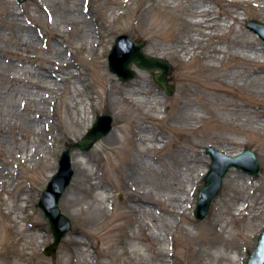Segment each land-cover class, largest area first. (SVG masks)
<instances>
[{
  "label": "rangeland",
  "instance_id": "374dc122",
  "mask_svg": "<svg viewBox=\"0 0 264 264\" xmlns=\"http://www.w3.org/2000/svg\"><path fill=\"white\" fill-rule=\"evenodd\" d=\"M6 1L5 7L21 10L29 6L33 10L30 17L20 16L21 25L32 22L42 43L38 50L18 47L13 17L2 16L0 46L29 60L56 58L59 46L72 69L78 66L84 86L77 85L80 93L74 107L67 90L75 94L62 84L39 102L32 96L34 90L24 84L0 79V264H161L165 253V264H228V259L216 263L190 257L182 239L188 225L200 230L215 223L231 240L235 264H245L264 228V133L253 131L255 128L239 133L237 129L255 126L250 106L264 107V95L261 86L247 83L248 60L235 53L221 54L218 48L230 43L264 48V41L245 26L250 20L264 23V0H80L88 17L87 23L80 24L63 13L73 7L67 0H39L40 10H35L31 0ZM194 5L210 8V12L198 13ZM3 10L0 7V13ZM209 19L217 24L210 25ZM84 29L92 31L95 41L89 50L80 37ZM122 34L143 41L146 54L170 64L166 82L173 89L171 95L154 81L156 71L133 66L136 75L127 82L109 72L107 56L115 38ZM19 60L16 57L19 75L35 68ZM97 68L108 78L99 76ZM137 83L147 94L141 95L144 103L137 100ZM209 84L218 85L223 93L212 109L205 102L213 100L203 94V87ZM228 104L240 110L226 120L219 112ZM126 106L134 110L129 118L133 121V145L116 150L108 141L126 123L121 111ZM181 107L188 118L197 115L195 123H180L177 115L182 113ZM42 114L50 126L48 132L36 134L33 126L24 127L29 118ZM66 115L75 123L82 121L75 134L68 133ZM101 115L112 117V129L89 152H71L74 177L59 206L72 228L56 255L46 257L43 250L53 238L37 206L40 194L57 170L62 151L80 140ZM222 120L232 129L221 126ZM144 125L159 139L149 154L144 152L145 140L139 132ZM34 145L37 150L33 153ZM208 146L229 156L244 150L256 155L258 174L231 168L247 181L251 177L250 185L234 184L247 201L242 214L235 215L233 205H224L236 193L227 185L230 169L205 219L194 217L210 164L204 151ZM77 157L82 159L83 169L75 162ZM149 157L151 168L144 163ZM69 195L76 200L72 205L65 202ZM177 203L183 205L182 213L176 212ZM19 205L22 210L14 215ZM153 231L161 237H150Z\"/></svg>",
  "mask_w": 264,
  "mask_h": 264
},
{
  "label": "bare ground",
  "instance_id": "6f19581e",
  "mask_svg": "<svg viewBox=\"0 0 264 264\" xmlns=\"http://www.w3.org/2000/svg\"><path fill=\"white\" fill-rule=\"evenodd\" d=\"M67 1L73 2V7L72 8L69 7V8L64 9L63 13L68 14L69 16H72V18L71 19L69 18V19L75 24H80V23L86 22L87 18H88L87 13L85 10H83V7L81 6V4L78 3L80 0H67ZM226 1H230V0H226ZM8 2L6 0H0V7L4 8V10L0 13V17H2V16H6L8 18L13 17V19H14L13 22L16 25L15 29H17V31L14 33V37L16 39L17 46L21 47V48H26L28 50H30L31 48H36L38 50L40 43H42V36L39 33L38 34L35 33V31L33 29L35 26L32 22L27 23L24 26V25H21V20H20V16L21 17L22 16L30 17L31 12L33 10H30L29 6H25L24 8H21V10H19L18 8L14 9V8H10V7H5L4 4H7ZM230 3H236V2L232 0V2H230ZM31 4L34 5L35 7H37V8H35V10L36 9L40 10V9H38V7L42 8L39 0H31ZM194 9L198 13L210 12V8H205L203 6L194 5ZM208 21L211 23L210 25H212V26H215L217 24L214 19H209ZM59 31H60V33L64 32V30L61 28L59 29ZM55 37H57V38L59 37L61 39V37L59 35H55ZM80 37L82 39L86 40L87 44L89 45L88 50L93 45L95 46V41L93 40V33H92V31H89V29L88 30H86V29L82 30L80 32ZM56 48L58 49V53L56 54L57 55L56 58H49L46 60H41V59H37L35 57H31V59L29 60V57L26 55H22V54H18V53L8 51V50H6L0 46V79L3 81L9 82V83H17L18 82V83L24 84L28 89L34 90L33 91L34 93L32 96L34 97L35 100H37L39 102H42L45 98H47V95L45 93H49V92L53 93L54 91H58L61 84H62V86L65 89H66V87H68L70 89V91L75 94V96L72 94L70 95L68 90H67V94L71 98V103L75 107V105L77 103L76 94L79 95V93H80V89L77 85L84 86V83L81 79V76L79 75L80 71H79L78 66H75V69H72V65H70V63L68 62L66 55L62 53L64 49L60 48L59 46H57ZM218 51H219V53L227 54L228 56L231 53H235V54L243 56L245 59H247L248 62L250 63V65H249L250 70L248 72V74H250V76L247 80V83L252 81L256 86L257 85L261 86V89H262L261 94L264 95V48L263 47L239 46L237 44L230 43L229 45H225L222 48H218ZM16 57H18L20 59L19 63H22V62L27 63L28 62L30 65H32V66L34 65L35 68L31 72L28 70L27 72H23L21 75H19L17 73L18 66L16 65V62H15ZM20 66L23 67L22 64ZM101 70L102 69L97 68V72H98L99 76L104 77V78H108V76L104 72H102ZM27 73H29V75H26ZM135 87L138 88L136 90V96L138 95L137 100L144 103L146 100L141 95H147V94H145L142 91V86L140 84L137 83L135 85ZM221 90L222 89L220 87H218V85L209 84L208 86L203 87L204 97L205 98L211 97V99L213 100L212 102H209V103L205 102V104L207 106L211 107V109L215 107L214 101L219 100L221 95H223ZM113 98H114V94L113 95L111 94V96H110L111 100L110 101H111L112 106L114 105ZM82 102H83L82 98H80V103H82ZM92 104H94V103H92ZM250 107H251V109H253V114L255 116V119H254L255 126L252 127L250 124H248L247 128L237 129V130L240 133V132L251 131L253 128H255V130H253V131H257V132L259 131V133H261V131H262V133H264V107H262L261 105L259 107H256V106H250ZM239 110H240V107L234 108L233 105L228 104L219 113L223 115V119L228 120L229 119L228 116L233 115L232 113H234V111H239ZM121 111L123 113V118L127 121H126V123H124L120 127V129L115 134L112 135V137L108 141L109 145L116 148V150L121 149L123 146H126V145L127 146L133 145V138H132L133 137L132 136L133 121L129 120V118H131L132 114H134V110L129 109V107L126 106V107L122 108ZM180 111L182 113L178 114L177 117L180 118V123L182 125H186L188 120H191L193 123H195L196 120L198 119L197 115H195V117H193V115H192V116H189V118H188V115L184 114V112H183V107L180 108ZM42 116H44V115L43 114L39 115V116L37 115L36 119L35 118H32V119L29 118L26 121L24 127L33 126L36 134H40L42 131L48 132L50 126H49V124L44 122V119L42 118ZM65 120L70 125V127L68 128L69 134H75L82 127V121H77L75 123V122L71 121L67 115H66ZM220 125L223 127H228V128L232 129V126H230V124L228 122H225L223 120L220 121ZM139 132L143 133L142 138H144V140H145L144 152L148 153V154L151 153L155 149L154 142L159 141V139L155 138L151 134L152 130L147 125H144L141 128H139ZM192 136H194V134H192ZM165 145H166V141H163V147L162 148H164ZM36 150L37 149H36L35 145L32 146V152L34 153ZM32 155L33 154L31 153L30 157ZM234 155H236V153L231 154V156H234ZM151 159L152 158L149 157V158H146L144 160V163L148 168L152 167V164L150 162ZM71 160H72V157H71ZM75 162L79 165L80 168L83 169L82 159L77 157ZM72 167H73V164H72ZM56 172H57V170L53 174H55ZM53 174L50 176L47 184L49 183ZM226 178H227V185L229 187V190L230 191L235 190L236 193L232 199L225 201L224 205H227L228 207H231L233 205L232 213L235 215L242 214V212L247 207V201L242 198V195H243L242 190L239 188L237 189L234 184L236 181H239L240 185L242 187L245 184L250 185L251 184L250 183L251 177H249L248 178L249 181H247L240 176V174L237 172L236 169H231L230 172L227 174ZM72 180H73V178H72ZM47 184L45 185V188L42 190V192L46 189ZM70 185H71V183H70ZM66 190L64 191V193L66 192ZM64 193H63V195H64ZM40 196H41V194H40ZM61 198H60V200H61ZM39 199H40V197H39ZM75 201L76 200L71 195L67 196V198L65 200L66 204H68V205L74 204L73 202H75ZM134 201H136L137 203L139 202L138 199H135ZM59 203H60V201H59ZM59 203H58V206H59ZM37 206H38V204H37ZM138 206H139V204H138ZM38 208H39V206H38ZM161 208L164 211H166V213L172 214V210L169 209L168 206L162 205ZM19 209L22 210L21 205H19L18 207H16L14 209V215L17 213V210H19ZM59 209H60V206H59ZM175 209H176V212L182 213L184 210V207L182 204L177 203L175 206ZM60 211H61V209H60ZM42 214H43V212H42ZM43 216H44V214H43ZM15 218H16V216H15ZM44 218L48 221L47 217L44 216ZM48 224H49V222H48ZM71 228H72V225H71ZM150 235H151L150 237L155 238V239L158 237L159 238L161 237L160 233L155 232V231L151 232ZM52 238H53V236H52ZM162 238L164 239L165 237H162ZM182 239L184 240V242L187 246L190 257H197L200 259L209 258V259H213L216 263L218 261H223V260L228 259V264H235L234 256L232 255V249L229 247L231 240L229 237L223 235L219 231L216 223L212 224V225H205V226L201 227L200 230L193 228V226H191V225H188V227H185L184 231L182 232ZM52 242H53V240H52ZM139 243H141V242L139 241ZM139 243H138V245H139ZM57 250H58V248H57ZM57 250H56V252H57ZM55 255H56V253H55ZM54 256H49V257H54ZM166 256H167V254L165 253L163 255V257L165 258ZM163 257H162L163 260H161V264H165V260Z\"/></svg>",
  "mask_w": 264,
  "mask_h": 264
},
{
  "label": "water",
  "instance_id": "95a60500",
  "mask_svg": "<svg viewBox=\"0 0 264 264\" xmlns=\"http://www.w3.org/2000/svg\"><path fill=\"white\" fill-rule=\"evenodd\" d=\"M17 1L22 3L26 0ZM246 28L264 40L263 23L253 20L246 24ZM143 48V41L136 42L126 34L117 36L107 56L109 72L115 74L121 81L127 82L136 75L132 66L149 73L157 71L158 73L154 75V81L166 93L172 94V88L166 84V76L171 69L170 64L165 60L149 56L143 51ZM111 129L112 117L110 115L99 116L80 140L69 149L62 151L57 172L51 177L38 201L39 208L48 219L49 230L53 236L52 244L43 250L45 256L55 255L61 240L71 229V221L60 211L58 206L60 198L74 176L71 152L73 150L90 151L98 140L108 135ZM204 151L209 156L210 165L204 177V186L199 191L193 213L197 220H203L207 216L211 202L218 195L223 178L230 168L242 169L250 175L260 172L258 159L250 150H245L236 156H228L213 146L205 147ZM245 264H264V228L257 237L255 248Z\"/></svg>",
  "mask_w": 264,
  "mask_h": 264
}]
</instances>
